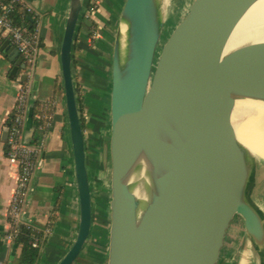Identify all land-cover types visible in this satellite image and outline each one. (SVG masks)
<instances>
[{
	"label": "water",
	"instance_id": "water-1",
	"mask_svg": "<svg viewBox=\"0 0 264 264\" xmlns=\"http://www.w3.org/2000/svg\"><path fill=\"white\" fill-rule=\"evenodd\" d=\"M199 0H125L114 37L109 100V165L105 201L86 264H189L185 245L219 205L184 185L186 163L206 143L264 145V123L232 134L242 100L264 76V38L239 44L188 80L186 60L191 34L201 20L187 15ZM82 0H71L61 46L62 80L74 158L80 218L78 233L58 264H75L91 235L92 194L76 87L73 45ZM7 50L24 69L19 51ZM13 56V57H12ZM30 105L24 142L34 132ZM8 128L3 139H7ZM262 159L258 158V161ZM243 219L247 230H261L251 209L228 213L224 235L199 264H218L228 226ZM6 233L0 231V245Z\"/></svg>",
	"mask_w": 264,
	"mask_h": 264
},
{
	"label": "crops",
	"instance_id": "crops-1",
	"mask_svg": "<svg viewBox=\"0 0 264 264\" xmlns=\"http://www.w3.org/2000/svg\"><path fill=\"white\" fill-rule=\"evenodd\" d=\"M21 1L31 9V20L38 30L39 36L43 42L37 54L36 64L29 71L30 105H33L34 101L43 103L52 99L54 96L57 105L52 125L44 141V150L39 157L37 168L30 183L27 200L21 211L20 221L22 228L32 230L34 234L35 232L42 231L44 227L50 223V217L58 194L57 191L59 188H63V202L57 222L53 224L51 236H41V243L35 248L41 255L39 262L36 264H58L69 251L77 237L80 218V206L75 183L73 150L66 112L60 59L62 40L71 0ZM116 1L117 2L114 0H102L99 3L96 14L93 15L94 12H92V15L90 14L89 17H85L86 8L84 9V6L88 4V0H82L83 11L76 32V38L78 37L80 43L78 42L76 50L73 49L72 57L74 84L75 87L79 85V89L83 85L89 91H93L90 86L93 85L94 82L101 84L99 87H103L104 91L106 89L105 83L102 82L105 78H100V76L96 74V69L98 72L100 67L99 63H103L102 60L99 59V49H104L105 46V48L109 50L108 53H112L114 33L125 0ZM102 6H104V8ZM92 19H95L98 24V32L93 44H91L88 37ZM100 26L106 28V30L105 28L103 29V34L99 32ZM97 39L99 42L101 41V43H98ZM83 41L86 43L85 45H89L88 48L80 46ZM4 44L5 41L0 39V231L7 235L11 228L8 217V206L11 201L12 193L15 190L17 172L16 168L5 157L6 143L3 139V133L12 115L19 91V84L18 78H13L10 75L15 66V61L13 62L11 60L12 58H10L14 51H12V49L7 50ZM104 53L107 54V52ZM104 63V66L108 64V62L107 64L106 62ZM104 66H101L102 70H104ZM109 66L108 64L106 73L110 75V70L108 71ZM18 71V73L21 72V70ZM110 85L111 81H109V86ZM76 93L78 100L79 92L76 90ZM104 97L101 95L98 99L102 100L101 103L107 104V98L104 99ZM84 101L86 105L85 102H83V117L85 120L87 118L85 127L83 128L86 165L88 176L92 180L91 182L89 181L92 194V216L94 219V215L97 213L96 218L98 222L100 217L99 208L106 198L105 191L107 190L106 182L108 179L106 171L103 170L106 167L104 153L107 147H104L102 157L98 160V135L102 134L101 130L106 129L105 125L109 123V114L105 115V109L101 104L94 109H88L87 104L93 107L97 104V100L93 102L92 100ZM88 113H90V116ZM80 114L82 118L81 111ZM91 118L95 120L90 121L89 119ZM96 119L100 120V123H98ZM95 157H97V162L94 160ZM94 179H97L101 186L97 195L95 193ZM260 200H263V198ZM255 208L256 207H254V209ZM258 213L261 215L259 211ZM259 218L263 224L264 220L262 216H259ZM93 225L94 220L87 245L75 264L87 263L88 252L96 236L98 223H96L95 230H93ZM93 231L94 233L92 234ZM249 232L250 231L246 230V233L250 234ZM17 240L18 239L10 240L5 237L0 245V264H22L23 245Z\"/></svg>",
	"mask_w": 264,
	"mask_h": 264
},
{
	"label": "bare ground",
	"instance_id": "bare-ground-1",
	"mask_svg": "<svg viewBox=\"0 0 264 264\" xmlns=\"http://www.w3.org/2000/svg\"><path fill=\"white\" fill-rule=\"evenodd\" d=\"M263 13L264 0H199L194 10L187 12L201 19L191 34L185 64L187 79L196 77L237 46L235 38ZM259 123H264V76L256 82L254 93L242 100L231 132H243ZM186 167L190 170L184 185L200 191L208 202L222 206L210 212L186 242L184 256L189 264H199L211 248L220 245L225 233L223 218L232 211L258 206L264 197V145L206 143ZM255 214L259 216L258 210Z\"/></svg>",
	"mask_w": 264,
	"mask_h": 264
},
{
	"label": "built area",
	"instance_id": "built-area-1",
	"mask_svg": "<svg viewBox=\"0 0 264 264\" xmlns=\"http://www.w3.org/2000/svg\"><path fill=\"white\" fill-rule=\"evenodd\" d=\"M29 9L21 0H10L6 3L0 0V39L10 42L19 51L22 64L25 66L18 76L19 91L12 111L8 128L5 157L16 168L17 179L15 190L12 193L11 201L8 206V217L10 221V232L6 235L10 240H16L22 232L20 215L24 203L27 200L30 183L38 165L41 152L44 150V141L52 125L56 110V101L42 103V109L35 118L43 124L36 126L35 132L30 143L24 142L25 124L28 110L31 104L29 93V71L37 61V54L40 49L41 38L38 30L28 31L26 28L20 29L13 22L11 14L16 11ZM19 72V71H18ZM34 232V231H33ZM52 227L49 223L42 231L35 232L32 236V246L37 248L41 243V236L50 237Z\"/></svg>",
	"mask_w": 264,
	"mask_h": 264
},
{
	"label": "rangeland",
	"instance_id": "rangeland-1",
	"mask_svg": "<svg viewBox=\"0 0 264 264\" xmlns=\"http://www.w3.org/2000/svg\"><path fill=\"white\" fill-rule=\"evenodd\" d=\"M113 1V0H111ZM115 2H117L116 0H114ZM104 8V6H102ZM86 8V9H85ZM85 11H87L88 9V4L84 6ZM103 11V10H102ZM86 13V12H85ZM96 14V11H94V14ZM92 15V14H91ZM88 20V19H87ZM90 26V23H89ZM104 26H100V34L104 33ZM106 30V28H105ZM107 32V31H106ZM101 38V37H100ZM264 38V13L262 15L259 16V18H257L256 20H254L246 29H244L241 33L240 36L238 38H235V44L239 45L248 41H252L255 39H262ZM98 43H101V41L99 42L97 39ZM103 42V41H102ZM80 43V42H79ZM104 43V42H103ZM86 43L83 41L82 44L80 45L81 47H85L88 48L89 45H85ZM97 48L99 49V47L97 46ZM99 59L102 60V64L99 63L100 67L98 69H96V74H98L100 76V78L102 77L104 80H102L103 83H105V91L103 89V87H99V83L94 82L93 85H91V89L92 90H88L85 86L82 85L81 90L79 91L78 94V103L79 98L81 97L83 100H92L93 101H98L97 104H95L93 107H91L89 104L88 105V109H94L97 106H99L100 104L104 107V111H105V115L109 114V104H108V98H109V90L111 89V85L109 86V81H110V75L107 72V65L109 64L111 66V53H108V48H100L99 49ZM104 52H107L104 53ZM108 64L106 66L105 63ZM101 66H104V70L101 69ZM110 66L108 67V71L110 70ZM106 73V74H105ZM110 73V71H109ZM19 74H22V72H20ZM98 76V77H99ZM89 82L91 83V81L89 80ZM103 85V84H102ZM92 93V94H89ZM104 97V99L107 98V104L101 103L102 100L98 99V97ZM85 102V101H84ZM86 105V102H85ZM108 111V113H107ZM90 116V113H88ZM87 114V115H88ZM108 117V116H107ZM92 119V118H91ZM89 119L90 121H94L95 119ZM87 120V118H86ZM88 120V122H89ZM96 121L98 123H100V120L96 119ZM106 129L101 130L102 134L98 135V160L101 159L102 157V152L104 147H107L106 145L109 142V123H107V125H105ZM95 150V149H94ZM96 152V150H95ZM94 154V153H93ZM96 156V155H95ZM97 157H95V162ZM105 165L106 167L105 169H103L104 171H106L107 173V177H108V171H109V165L108 163L105 161ZM89 181L91 182V178L89 177ZM94 187H95V193L96 195L99 193V189H100V184L99 181L96 179H94ZM106 182V181H105ZM106 187L108 188V179L106 182ZM107 194V190L105 191V196ZM95 195V196H96ZM220 208H222V206H219L218 208H216V210H219ZM252 209H254V207H252ZM262 216L263 220H264V197L263 200H260L259 205L256 206V208ZM97 213L96 215H94V225H93V230L96 229V223L97 222ZM243 219L240 217L234 218L230 225L227 228V232H226V237H225V241L222 247V251H221V255H220V259L218 264H264V223L262 224V228L260 231H250L248 233H246L245 227H244V223H243ZM94 233V231L92 232V234Z\"/></svg>",
	"mask_w": 264,
	"mask_h": 264
},
{
	"label": "trees",
	"instance_id": "trees-1",
	"mask_svg": "<svg viewBox=\"0 0 264 264\" xmlns=\"http://www.w3.org/2000/svg\"><path fill=\"white\" fill-rule=\"evenodd\" d=\"M3 2H10V0H1ZM102 0H88V9L86 11V14H85V17H89V15L94 12V11H97L98 8H99V3L101 2ZM11 18L13 20V22L16 24V26H18L20 29L22 28H26L28 31H33L35 29V25L34 23L32 22L31 20V14L28 13L26 10H22V11H19V10H16L14 11L12 14H11ZM97 22L95 21V19H92L91 20V27L89 29V33H88V37L90 39V42L91 44L94 43L95 41V37L97 35ZM79 42V39L78 37L75 39L74 41V45H73V49L76 50L77 49V44ZM43 45V42L42 40L40 41V47H42ZM19 75L15 76V78H18ZM76 90L79 92L81 90V88L79 89V85H76ZM53 101H56L55 100V96L52 98V99H49L45 102H53ZM79 109L80 111L82 112V127L84 128L85 127V118L83 117V108H84V105H83V102L84 100L80 97L79 98ZM44 103V102H43ZM33 105H34V109H35V114L37 115L40 110L42 109V103L39 102V101H34L33 102ZM11 118V117H10ZM10 118L8 120L7 123H9L10 121ZM34 124L36 126H39V125H42L43 122L42 121H39L35 118V121H34ZM63 188H59L58 191H57V197H56V200H55V205L53 207V210H52V215L50 217V224H51V227L53 228V224L55 222H57V219H58V214L60 212V209H61V205H62V202H63V192H62ZM34 235V232L30 229H27V228H22V232L20 233V235L18 236V242L21 243L23 245V250H22V259H21V262L22 264H36L39 262L40 258H41V255L39 253V251L37 249H35L33 246H32V241H31V236Z\"/></svg>",
	"mask_w": 264,
	"mask_h": 264
},
{
	"label": "flooded vegetation",
	"instance_id": "flooded-vegetation-1",
	"mask_svg": "<svg viewBox=\"0 0 264 264\" xmlns=\"http://www.w3.org/2000/svg\"><path fill=\"white\" fill-rule=\"evenodd\" d=\"M253 211H254V212H257V209H253ZM256 214H257V213H256ZM258 214H259V213H258ZM259 216H260V215H259ZM259 216H258V217H259ZM259 219H260V218H259Z\"/></svg>",
	"mask_w": 264,
	"mask_h": 264
}]
</instances>
